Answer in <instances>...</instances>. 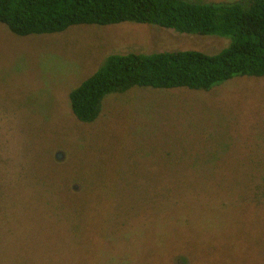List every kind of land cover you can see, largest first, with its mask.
<instances>
[{"label":"rangeland","instance_id":"rangeland-1","mask_svg":"<svg viewBox=\"0 0 264 264\" xmlns=\"http://www.w3.org/2000/svg\"><path fill=\"white\" fill-rule=\"evenodd\" d=\"M227 39L0 23V264H264V76L135 86L91 122L68 101L108 55L214 53Z\"/></svg>","mask_w":264,"mask_h":264},{"label":"trees","instance_id":"trees-1","mask_svg":"<svg viewBox=\"0 0 264 264\" xmlns=\"http://www.w3.org/2000/svg\"><path fill=\"white\" fill-rule=\"evenodd\" d=\"M123 22L229 40L214 53L108 55L68 93L70 109L81 122L96 119L105 95L135 86L209 90L233 76H264V0H0V23L18 36Z\"/></svg>","mask_w":264,"mask_h":264}]
</instances>
